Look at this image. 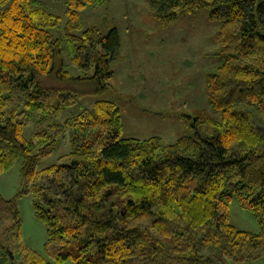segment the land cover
<instances>
[{
	"label": "trees",
	"instance_id": "trees-1",
	"mask_svg": "<svg viewBox=\"0 0 264 264\" xmlns=\"http://www.w3.org/2000/svg\"><path fill=\"white\" fill-rule=\"evenodd\" d=\"M104 1L67 0L70 23L79 21L87 6ZM152 1L169 20L212 6L210 17L221 21L217 40L223 62L207 82L222 120L190 117L193 136L174 144L157 136L122 137L120 108L111 100L57 123L77 96L45 80H95L97 90L105 91L121 44L119 31L72 35L80 41L72 64L85 73L95 67L92 77H73L64 70L61 41L47 29L60 16L31 0H0V174L24 159L22 193L32 194L34 215L48 235L46 256L26 245L17 197L0 194V233L5 215L18 241L15 251L1 245L9 264H62L63 248L78 241L77 264H231L264 258V0ZM33 113L40 118L34 121ZM32 124L29 140L24 131ZM68 133L73 150L38 170L39 160L52 155ZM235 196L254 213L259 233L230 222Z\"/></svg>",
	"mask_w": 264,
	"mask_h": 264
},
{
	"label": "rangeland",
	"instance_id": "rangeland-1",
	"mask_svg": "<svg viewBox=\"0 0 264 264\" xmlns=\"http://www.w3.org/2000/svg\"><path fill=\"white\" fill-rule=\"evenodd\" d=\"M31 1L60 16V22L47 29L61 41L64 70L73 77H92L95 67L85 73L72 64V56L80 42L72 40V35L84 36L86 30L93 29L96 36L116 27L121 39L120 48L110 62L113 76L105 91L97 90L95 80L67 82L55 77L45 80V85L60 86L77 96L74 104L64 107L57 123L72 121L85 109H94L99 100H111L120 108L122 137L148 139L157 136L174 144L184 136H193L190 117L200 114L222 120L223 112L214 109L210 102L207 82L209 75L223 62L222 46L217 40L221 21L210 17L212 6L181 13L169 20L163 17L166 10L152 0H106L87 6L80 20L70 23L67 0ZM32 117L35 121L40 115L33 113ZM33 130L32 124L24 131L29 140L33 138ZM73 148L68 133L66 139L59 140L52 155L39 160L38 170L58 163L59 157ZM33 149L37 153L39 146ZM23 162L19 157L10 170L0 174V194L5 199L17 197L23 242L46 256L47 226L34 215L32 194L22 193ZM230 222L242 230L261 231L254 213L244 209L237 196L230 203ZM12 225V220L3 215L0 253L3 251L1 245L13 251L18 247ZM80 247L81 241L66 245L62 253L67 259L62 264H77L75 257L80 254ZM0 264L9 263L0 255ZM231 264H264V258L232 261Z\"/></svg>",
	"mask_w": 264,
	"mask_h": 264
},
{
	"label": "water",
	"instance_id": "water-1",
	"mask_svg": "<svg viewBox=\"0 0 264 264\" xmlns=\"http://www.w3.org/2000/svg\"><path fill=\"white\" fill-rule=\"evenodd\" d=\"M11 258L14 259V255L12 252H10Z\"/></svg>",
	"mask_w": 264,
	"mask_h": 264
}]
</instances>
